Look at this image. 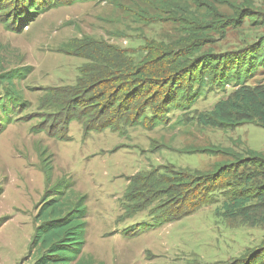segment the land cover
I'll return each mask as SVG.
<instances>
[{"label": "rangeland", "instance_id": "obj_1", "mask_svg": "<svg viewBox=\"0 0 264 264\" xmlns=\"http://www.w3.org/2000/svg\"><path fill=\"white\" fill-rule=\"evenodd\" d=\"M158 1L77 2L40 15L19 33L0 24V73L19 69L24 76L17 82L15 112L3 108L6 98L0 92V264H36L37 250L29 247L46 190L45 162L52 167V184L64 178L71 200L86 199L81 264H223L264 245V196H258L264 191V166L239 168L230 180L233 186L174 222L154 227L148 211L123 218L121 199L136 174L170 166L213 174L252 151L264 158L263 128L222 129L199 121L232 93L231 86L223 93L206 92L189 110H170L169 123L154 129L137 125L86 134L82 122L63 125L42 108L45 90L73 86L86 62L69 53V42L91 37L126 51L135 62L147 42L177 38L176 26L156 16ZM253 2L264 11V0ZM145 11L148 21L139 18ZM260 36L264 26L245 22L228 29L224 39L215 37L200 55L237 51ZM263 80L259 74L249 83ZM42 124L44 130L37 131ZM231 190L253 195L245 216L223 208L232 200Z\"/></svg>", "mask_w": 264, "mask_h": 264}, {"label": "trees", "instance_id": "obj_2", "mask_svg": "<svg viewBox=\"0 0 264 264\" xmlns=\"http://www.w3.org/2000/svg\"><path fill=\"white\" fill-rule=\"evenodd\" d=\"M85 1L0 0V24L19 33L42 14ZM155 6L158 19L165 16L180 35L166 43L147 42L143 57L135 62L126 51L91 37L69 42V53L86 62L78 69L73 86L45 90L41 103L42 108L48 107V115L56 116L63 125L82 122L86 134L123 131L137 125L154 129L169 123L170 110H189L206 92L223 93L231 86L229 96L199 117L201 124L222 129L253 124L264 129V80L249 83L264 75V36L237 51L200 55L215 37L224 39L228 29H239L245 22L252 27L264 26V11L253 0H159ZM143 14L139 18L148 21V12ZM21 78L19 69L0 73L7 112L16 111ZM3 130L1 127L0 133ZM36 130H44L43 124ZM247 165L263 167L264 158L252 151L245 159L219 166L213 174H193L171 166L136 174L129 178L121 199L123 218L148 211L154 227L174 222L212 203L214 193L233 186L230 180ZM41 172L46 190L34 218L29 249L37 250L36 264H81L86 199L77 196L71 200L64 178L52 184V167L47 162ZM248 179L246 176L245 181ZM230 192L232 200L223 208L245 216L253 195ZM261 193L258 196L263 197L264 191ZM223 264H264V245Z\"/></svg>", "mask_w": 264, "mask_h": 264}]
</instances>
